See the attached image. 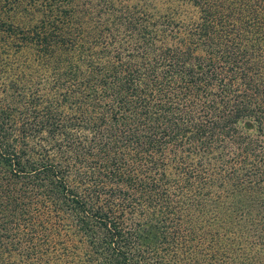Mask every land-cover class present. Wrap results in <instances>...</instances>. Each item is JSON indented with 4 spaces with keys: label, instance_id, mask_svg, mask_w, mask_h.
I'll list each match as a JSON object with an SVG mask.
<instances>
[{
    "label": "trees",
    "instance_id": "1",
    "mask_svg": "<svg viewBox=\"0 0 264 264\" xmlns=\"http://www.w3.org/2000/svg\"><path fill=\"white\" fill-rule=\"evenodd\" d=\"M8 59L0 264H170L215 182L264 248V0H0Z\"/></svg>",
    "mask_w": 264,
    "mask_h": 264
},
{
    "label": "rangeland",
    "instance_id": "2",
    "mask_svg": "<svg viewBox=\"0 0 264 264\" xmlns=\"http://www.w3.org/2000/svg\"><path fill=\"white\" fill-rule=\"evenodd\" d=\"M7 63L0 66V106H7L5 112L9 117L5 121L10 129V59ZM260 138L264 139V136ZM248 177L243 176V179L254 178L251 174ZM7 180L3 168H0V197L3 198L10 196V191H18L17 186L8 187ZM258 186H262V181ZM211 189L206 198L200 202L191 200L195 206L181 211L183 216L177 222L179 238L167 250L162 248L164 242L157 243L156 251L163 254L170 264H205L209 261L211 264H264V248L255 242L260 226L252 224L251 213L226 209L231 196L224 190L219 192L216 182ZM261 193L264 195V191ZM250 212L258 218L255 210ZM139 217L146 222L161 221L158 212H145ZM258 248L261 251L257 255ZM171 256L183 259L176 261Z\"/></svg>",
    "mask_w": 264,
    "mask_h": 264
}]
</instances>
